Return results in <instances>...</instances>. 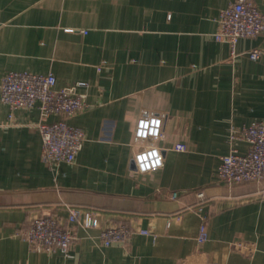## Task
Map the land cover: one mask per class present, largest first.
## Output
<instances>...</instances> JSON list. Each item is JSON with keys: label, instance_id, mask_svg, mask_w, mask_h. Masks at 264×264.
I'll return each instance as SVG.
<instances>
[{"label": "crops", "instance_id": "1", "mask_svg": "<svg viewBox=\"0 0 264 264\" xmlns=\"http://www.w3.org/2000/svg\"><path fill=\"white\" fill-rule=\"evenodd\" d=\"M229 1L0 0V83L8 71L52 72L58 87L88 83L78 90L90 104L69 118L86 132L75 161L49 164L40 110L10 117L0 89V264H264V179L228 185L217 175L233 145L248 150L232 134L264 121V57L249 56L264 33L234 50L217 40ZM145 108L167 114L165 160L141 173L133 139ZM70 205L135 233L106 246L99 228L68 223ZM43 214L74 229L72 256L17 235Z\"/></svg>", "mask_w": 264, "mask_h": 264}, {"label": "built area", "instance_id": "2", "mask_svg": "<svg viewBox=\"0 0 264 264\" xmlns=\"http://www.w3.org/2000/svg\"><path fill=\"white\" fill-rule=\"evenodd\" d=\"M218 22L216 39L228 42L233 50L240 39L264 33V11L255 0L229 1L221 10ZM249 56L253 60L260 59L264 57V49L253 48L249 51ZM83 86H88V83L78 82L58 87L57 78L52 72L8 71L1 79V101L10 107V117L16 109L36 107L45 118L38 123V128L43 141V160L49 164L72 163L84 146L85 130L69 122L71 116L90 106L87 94L78 90ZM50 116L55 119L48 121L46 118ZM166 117L164 111L145 108L136 121L133 139L136 151L133 160L136 170L141 173L155 171L164 165V151L158 141L162 137ZM232 139L243 140L249 147L242 152L233 145L230 152L221 157L217 170L219 179L228 185L264 179V121L256 120L244 125L238 133L232 134ZM175 148L185 150L186 145L178 143ZM152 152L156 155H150ZM142 164L146 167L142 168ZM171 195L177 197L178 192L173 191ZM67 221L74 226L99 228L100 239L106 246L124 243L135 233L125 223L102 226L93 210L81 206H68ZM140 232L148 233L144 229ZM17 235L30 243L36 251H59L68 257L72 256L73 244L77 238L74 229L63 224L53 214L34 217L30 226ZM208 237L206 223H203L198 235L199 243H204ZM237 246L241 250L254 251L249 243L240 242Z\"/></svg>", "mask_w": 264, "mask_h": 264}, {"label": "clouds", "instance_id": "3", "mask_svg": "<svg viewBox=\"0 0 264 264\" xmlns=\"http://www.w3.org/2000/svg\"><path fill=\"white\" fill-rule=\"evenodd\" d=\"M150 155H153V156H155L156 155V153L155 152H152ZM141 160H144V157H141L140 158ZM158 162V161H157ZM141 167L143 168V167H146V165H141Z\"/></svg>", "mask_w": 264, "mask_h": 264}, {"label": "water", "instance_id": "4", "mask_svg": "<svg viewBox=\"0 0 264 264\" xmlns=\"http://www.w3.org/2000/svg\"><path fill=\"white\" fill-rule=\"evenodd\" d=\"M132 166L136 169L135 162L133 159H132Z\"/></svg>", "mask_w": 264, "mask_h": 264}]
</instances>
